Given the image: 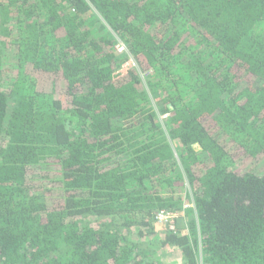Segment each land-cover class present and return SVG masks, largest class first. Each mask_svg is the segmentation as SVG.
<instances>
[{
    "label": "trees",
    "instance_id": "1",
    "mask_svg": "<svg viewBox=\"0 0 264 264\" xmlns=\"http://www.w3.org/2000/svg\"><path fill=\"white\" fill-rule=\"evenodd\" d=\"M167 249L264 264V0H0V264Z\"/></svg>",
    "mask_w": 264,
    "mask_h": 264
},
{
    "label": "built area",
    "instance_id": "2",
    "mask_svg": "<svg viewBox=\"0 0 264 264\" xmlns=\"http://www.w3.org/2000/svg\"><path fill=\"white\" fill-rule=\"evenodd\" d=\"M117 48L123 51L126 49V46L122 41H119L117 44ZM191 205H192L191 203L186 204V206H191ZM179 215H180L179 213L173 211H160L157 213L156 217L158 219V223L165 224L169 228L175 229L177 218Z\"/></svg>",
    "mask_w": 264,
    "mask_h": 264
},
{
    "label": "rangeland",
    "instance_id": "3",
    "mask_svg": "<svg viewBox=\"0 0 264 264\" xmlns=\"http://www.w3.org/2000/svg\"><path fill=\"white\" fill-rule=\"evenodd\" d=\"M181 217V215L178 216L177 221L179 220V218ZM166 225H159V232L158 234H164L166 232L165 229ZM171 249H167V250H163L162 252H160V256H161V260L154 263V264H183L181 259H179L180 257V252H171Z\"/></svg>",
    "mask_w": 264,
    "mask_h": 264
}]
</instances>
